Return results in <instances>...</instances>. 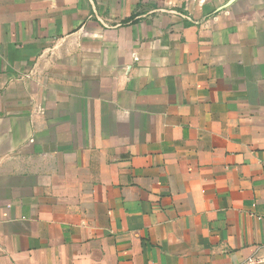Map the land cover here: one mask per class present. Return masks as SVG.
Wrapping results in <instances>:
<instances>
[{"label":"crops","instance_id":"obj_1","mask_svg":"<svg viewBox=\"0 0 264 264\" xmlns=\"http://www.w3.org/2000/svg\"><path fill=\"white\" fill-rule=\"evenodd\" d=\"M258 247L264 0H0V264Z\"/></svg>","mask_w":264,"mask_h":264},{"label":"built area","instance_id":"obj_2","mask_svg":"<svg viewBox=\"0 0 264 264\" xmlns=\"http://www.w3.org/2000/svg\"><path fill=\"white\" fill-rule=\"evenodd\" d=\"M263 248L258 247L251 256L243 260V264H264V251Z\"/></svg>","mask_w":264,"mask_h":264}]
</instances>
